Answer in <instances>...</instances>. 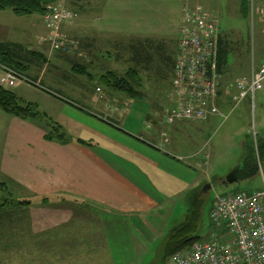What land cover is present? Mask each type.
I'll list each match as a JSON object with an SVG mask.
<instances>
[{"label": "rangeland", "instance_id": "1", "mask_svg": "<svg viewBox=\"0 0 264 264\" xmlns=\"http://www.w3.org/2000/svg\"><path fill=\"white\" fill-rule=\"evenodd\" d=\"M59 3H63L76 15L72 24L63 25L61 36L78 42L77 51L65 52L53 48L51 42L50 45L41 42V37L50 32L44 24V18L48 10ZM189 5L191 8L203 7L219 16L220 32L225 37L230 54L227 72L222 81L223 105L219 106L218 116L203 123H178L183 125L184 134L176 136L174 142L178 152L181 150L182 155L189 156L187 161L198 163V186L193 188L190 198L175 199L164 212L154 217L151 227L155 231H150L148 245L135 264H175L174 253L171 254L167 250L168 239L172 230L184 221L190 207L198 205L201 219L196 236L200 241L208 242L219 230L210 216L218 195L264 192L263 164L258 174L232 185L223 184L244 157L243 143L246 137L252 134L257 141L259 137L264 136V87L256 93L254 99L250 95L237 107L233 102L235 91L231 88L234 82L249 77L253 70L259 69L258 63L264 62V20L253 14L246 19L242 0H60L46 5L45 13L17 16L10 9L0 11V40L26 42L23 46L32 53L34 60V64L25 71L30 80L20 77L19 80L22 81L7 83L9 89L20 97L37 103L40 110L45 111L46 97L37 89L40 85L34 78H39L40 72L47 65L49 73L56 75L53 65L49 64V58L65 54L79 64L75 70H79L80 75L87 76H78L73 73L74 70L64 71L58 68L57 78L68 77L70 83H75L73 78L80 82H94L95 87L103 88L108 95H112L107 96L106 100L110 104L113 103V107L116 105L119 108L121 101H126L128 107L129 103L134 102L136 108L143 107L149 111L150 104L152 112L164 121L167 108L171 106L170 65L174 59L173 56L170 58V53L174 52L172 44L166 42L167 54L164 58H170L166 60L168 64L162 61V56L155 54L151 64L140 70L142 86L139 88L144 93L142 100L134 101L123 91L107 87L102 80L111 71L127 77L128 69L133 66L127 46L137 36L154 39L176 38L182 8ZM33 23L36 25L37 34L31 26ZM30 29L32 34L29 33ZM4 77V71L0 67V82ZM0 114L5 115V112L0 109ZM131 119L133 121V118ZM2 184L7 186L6 183ZM206 185H210V188L202 192ZM20 195L23 193L13 189L10 193L0 191V201L10 202V206H6L2 216L0 215V264H62L58 260L62 256L63 264H109V258L104 252L88 253V249L99 248L101 242L99 238L85 237L86 231L79 236V230L71 233L72 228H67L64 230V237L56 238L45 237L43 233L34 230L31 210L33 206L18 205V199L23 197ZM24 208H27L28 212ZM31 226L33 231H28H32L31 234L35 236L29 233V236L21 237ZM52 233L51 236L57 234ZM61 244L65 247L78 244L84 251L78 256L75 252H61L59 249L56 253L54 248L60 247ZM45 246L47 248L44 249L49 250L41 252Z\"/></svg>", "mask_w": 264, "mask_h": 264}, {"label": "crops", "instance_id": "2", "mask_svg": "<svg viewBox=\"0 0 264 264\" xmlns=\"http://www.w3.org/2000/svg\"><path fill=\"white\" fill-rule=\"evenodd\" d=\"M190 6L182 8V16ZM252 14L251 11L250 17ZM182 16L174 39H135L159 41L166 50V42L172 44L174 52L170 57L176 60ZM31 26L37 34L35 23ZM49 37L50 32L41 37V42L48 45ZM73 59L65 54L53 56L49 64L57 76L58 68L87 76L75 70L79 64ZM262 64L258 63V67ZM47 66L39 78H34L40 85L37 89L46 97L44 110L73 140L66 144L47 141L41 126L0 114V183L7 184L8 193L12 189L23 193L18 201L33 206V229L45 237H64L67 228H72L71 233L79 230V236L86 231L85 237L99 238L101 242L99 248L88 249V253L104 252L109 264H135L148 245L150 231H155L151 227L154 217L175 199L190 198L193 188L198 186V163L187 161L189 156L178 152L174 142L176 136L184 134L182 124L188 121L169 125L152 112L150 104L149 111L136 108L134 102L128 107L126 101H121L119 108L113 107L106 100L111 94L95 87L94 82L73 78L75 83H70L68 77L50 74ZM0 67L3 70L6 66ZM19 81L22 80L16 83ZM0 85L9 89L5 77ZM33 229L29 227L21 237L29 233L35 236L31 234ZM52 232L57 234L51 236ZM44 248L47 247L40 251L49 250ZM58 249L75 252L77 256L84 251L78 244H61L54 251L58 253ZM58 260L64 263L63 256Z\"/></svg>", "mask_w": 264, "mask_h": 264}, {"label": "built area", "instance_id": "3", "mask_svg": "<svg viewBox=\"0 0 264 264\" xmlns=\"http://www.w3.org/2000/svg\"><path fill=\"white\" fill-rule=\"evenodd\" d=\"M251 11L264 19V0H251ZM75 19V13L63 3L48 10L44 23L53 48L65 52L79 49L78 42L61 36L63 25ZM220 33V19L214 12L203 7L184 9L167 124L202 123L219 115L223 85L217 62ZM20 77L5 68L6 83L15 84ZM263 87L264 62L249 77L231 85L235 107L250 95L254 99ZM210 216L219 227L215 239L176 253L175 264H264V192L218 195Z\"/></svg>", "mask_w": 264, "mask_h": 264}, {"label": "trees", "instance_id": "4", "mask_svg": "<svg viewBox=\"0 0 264 264\" xmlns=\"http://www.w3.org/2000/svg\"><path fill=\"white\" fill-rule=\"evenodd\" d=\"M60 0H0V11L11 10L17 16L31 15L34 13H45V6ZM244 17L248 19L251 14V0H242ZM127 49L130 52V60L133 63L132 67L127 71V77L117 75L114 72H109L108 76H104L102 80L107 87H113L118 91H123L128 97L134 101L142 100L144 93L139 88L142 86L139 78L140 70L147 68L154 59L155 54L162 56V61L165 64L164 58L167 54L166 47L163 43H156L151 39H135L128 43ZM230 54L227 49L225 37L220 33L219 52H218V70L220 74L225 75L229 65ZM177 60V58H176ZM176 60L173 59V64L170 65L171 73H174ZM8 61V62H7ZM34 64L32 53L25 46L11 42H0V65L13 69L23 78L27 79L25 71L30 65ZM19 68V69H18ZM223 91H220L219 106L222 107ZM0 109L6 114L35 123L45 130V139L51 142L69 143L73 140L65 128L52 118L47 112L40 110L37 103L26 101L14 91L0 85ZM83 143L81 140H77ZM84 144V143H83ZM257 148L261 164L264 165V136L257 139ZM0 191L8 193V188L5 184H0ZM0 201V215L5 207L10 206L9 201ZM18 205H29L27 202H19ZM8 213V212H7ZM2 216V215H1ZM3 216L4 213H3ZM201 213L198 205L189 208L184 221L175 227L168 239L167 250L174 255L180 251L192 247L195 243H209L215 239L214 233L212 239L208 242L200 241L196 236L200 224Z\"/></svg>", "mask_w": 264, "mask_h": 264}, {"label": "water", "instance_id": "5", "mask_svg": "<svg viewBox=\"0 0 264 264\" xmlns=\"http://www.w3.org/2000/svg\"><path fill=\"white\" fill-rule=\"evenodd\" d=\"M245 153L244 157L237 167L223 182V184L232 185L240 182L241 180L252 177L260 171L261 162L258 154L257 141L254 135H248L243 144ZM210 185H206L202 192L207 191Z\"/></svg>", "mask_w": 264, "mask_h": 264}]
</instances>
